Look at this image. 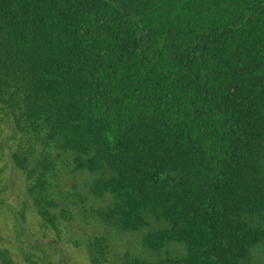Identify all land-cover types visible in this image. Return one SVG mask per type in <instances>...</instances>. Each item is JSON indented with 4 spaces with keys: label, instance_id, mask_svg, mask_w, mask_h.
<instances>
[{
    "label": "trees",
    "instance_id": "obj_1",
    "mask_svg": "<svg viewBox=\"0 0 264 264\" xmlns=\"http://www.w3.org/2000/svg\"><path fill=\"white\" fill-rule=\"evenodd\" d=\"M0 114L50 241L85 208L60 195L69 154L110 197L103 224L184 247L123 264H250L264 244V0H0ZM88 252L106 264L111 239Z\"/></svg>",
    "mask_w": 264,
    "mask_h": 264
},
{
    "label": "rangeland",
    "instance_id": "obj_2",
    "mask_svg": "<svg viewBox=\"0 0 264 264\" xmlns=\"http://www.w3.org/2000/svg\"><path fill=\"white\" fill-rule=\"evenodd\" d=\"M18 139L19 135L13 126L0 114V246L9 247L14 259L20 264H27L25 253L31 251L36 257L49 255L56 264H93L90 261L88 242L96 234H106L111 239V253L106 264H123L125 252L155 261L182 250L183 245L177 243H169L159 251L149 250L142 244L147 228L128 233L103 224L97 218L96 210L107 205L110 197L96 200L91 195V176L83 171H74L69 154L63 155L60 163V195L66 196L67 191H72L74 194L70 196L71 200L79 201L81 194L85 198L82 203L85 208H79L80 213L75 212L74 219L63 233V241L44 238L40 219L32 210L25 191V175L11 160L10 153ZM65 201L62 200L63 203ZM76 241L80 242L79 246H76ZM39 243L43 244L40 248L37 247ZM249 263L264 264V244L252 249Z\"/></svg>",
    "mask_w": 264,
    "mask_h": 264
}]
</instances>
